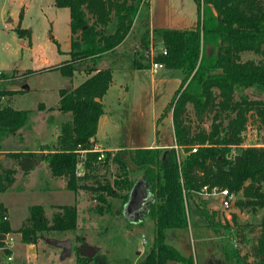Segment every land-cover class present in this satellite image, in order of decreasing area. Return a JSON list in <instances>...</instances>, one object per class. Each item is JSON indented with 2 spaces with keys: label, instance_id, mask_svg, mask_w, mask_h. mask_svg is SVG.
I'll return each mask as SVG.
<instances>
[{
  "label": "trees",
  "instance_id": "obj_1",
  "mask_svg": "<svg viewBox=\"0 0 264 264\" xmlns=\"http://www.w3.org/2000/svg\"><path fill=\"white\" fill-rule=\"evenodd\" d=\"M194 1L198 19L193 27L154 29L165 53L156 52L150 58L141 52L139 57L135 49L129 57L130 68H148L153 61L163 63L167 70L183 72L184 77L164 111L171 112L175 147L101 149L104 157L97 159L100 149L95 148V134L104 112L102 98L117 61L103 67L99 63L123 43L141 9H148V0H54L56 6L68 9L70 27L69 58L54 68L66 76L84 71L87 77L74 87L58 89L54 109L68 117L61 122L56 144L42 145L38 151L11 153L23 174L44 161L52 176L65 180V188L74 194L86 191L96 201L91 210L97 214L110 212L107 196L121 198V209L138 178L133 173L139 170L154 197L145 214L153 221V241L139 264H195L191 255L181 254L165 242L164 236L165 229L188 225L185 194L201 192L204 186L208 191L217 187L234 195L240 192L242 197L235 200L237 207L253 210L264 205V145H242V132L249 119L259 121L264 128V100L245 93L236 97L238 91L246 88L264 90V0ZM148 22L146 13L139 21V44L143 50L149 47ZM111 24L114 29L110 32ZM15 30L19 37H30V30L21 27L20 20ZM245 51L253 52L257 59L242 60L241 53ZM3 76L0 71V77ZM15 92L0 89V98L5 94L9 98ZM38 108L45 106L40 103ZM189 108L197 123L206 115L211 116L209 129L192 124ZM29 116L28 109H16L8 103L0 105V140L17 133L21 141L20 129L26 126ZM233 146L240 148V152H233ZM79 162L82 174L76 172ZM111 165L115 171L108 173ZM13 181V169L0 164V190ZM55 208L48 218L43 205H30L27 218L17 229L22 240L32 243L47 232L75 230L76 202ZM199 209L208 226L218 225L205 206L199 205ZM5 212L0 203L3 254L10 252L4 247L11 231L9 221L2 219ZM260 225L251 245L257 264H264V219ZM234 252L228 254L236 258L234 264H246L237 250Z\"/></svg>",
  "mask_w": 264,
  "mask_h": 264
},
{
  "label": "rangeland",
  "instance_id": "obj_2",
  "mask_svg": "<svg viewBox=\"0 0 264 264\" xmlns=\"http://www.w3.org/2000/svg\"><path fill=\"white\" fill-rule=\"evenodd\" d=\"M148 1L150 8L153 7L156 15H159V0ZM136 18L124 42L105 59V64L101 59L102 64L108 66L118 57L117 65L112 67V81L102 98L108 114L102 118L98 137L106 145L124 142L132 125L142 129L144 141L156 136L160 141L172 142L173 139L170 113L164 111L184 75L180 69L167 72L163 67L151 80L150 70H140L144 71V75H141L137 72L139 70L126 68L131 51L138 50L139 57V53L144 52L139 44L141 18ZM19 20L21 27L30 30V37L18 36L15 27ZM150 32L147 36L149 44L160 49L163 46L161 41L153 31ZM69 37V11L66 7L56 6L54 0H0V71L4 73L0 77V89L16 91L9 98L3 95L0 105L8 103L16 109L30 110L26 126L20 129L21 142L18 135H9L0 140V164L3 168L13 169L14 178L12 185L0 190V202L7 209L11 228L6 238L10 252L0 253V264H139L153 241V221L150 217L144 216L139 224L129 223L125 215L118 213L121 198L112 196L106 197L111 204L110 212L97 214L91 210L96 201L86 191L78 190L74 194L67 188H56L40 166L29 176H21L11 155L14 151L10 150L22 149L27 141L29 148L37 149L42 142L52 145L57 141L59 124L68 117V114L59 111L53 114L59 97L58 89L74 87L86 77L84 71H75L72 76H66L54 68L69 58ZM123 51L126 53L123 54ZM247 58L257 59V56L253 52H242L241 59ZM240 93L264 100V90L246 88L243 92L238 91L236 97ZM40 103L45 108L39 109ZM189 117L193 125L209 129L210 115L197 123L189 108ZM242 143L243 146L264 145V128L259 121L248 120L242 132ZM232 150L240 152L238 147ZM41 164L46 165L44 161ZM78 169L81 170L82 166H78ZM114 171V165H111L108 173ZM140 175L139 170L133 173L134 178ZM110 177L113 178L112 175ZM262 185L264 187V182ZM184 197L188 225L185 228L165 229V242L176 246L180 253L191 255L197 264L209 261L213 264H234L236 258L228 255L230 251L233 255L234 250H237L242 262L258 263L251 243L255 242L260 222L264 219V205L253 210L235 206V200L242 197L240 192L234 195L233 203L228 208L222 205L221 196L217 194L196 192ZM74 202L77 208L76 229L42 234L71 239L70 255L61 258V249L46 243L42 236L32 243L22 240L17 229L27 218L30 205H43L45 215L50 218L56 205ZM199 205L205 206L214 215L218 225H207ZM84 242L98 247L94 258L79 253V246ZM8 255L11 259L7 258Z\"/></svg>",
  "mask_w": 264,
  "mask_h": 264
},
{
  "label": "crops",
  "instance_id": "obj_3",
  "mask_svg": "<svg viewBox=\"0 0 264 264\" xmlns=\"http://www.w3.org/2000/svg\"><path fill=\"white\" fill-rule=\"evenodd\" d=\"M159 2H160V5H161L160 6L161 8L159 10V15H156L153 7L150 8V2L148 1V9L142 8L140 13H139V15L136 18V20L139 19V18H142L147 13L148 14V21H149L148 25H147V28H150V31H154V29L157 28V27L191 28V27H193L196 24L197 19H198V7H197L196 2L194 0H159ZM156 17H157V19H156ZM110 26L111 27H109L108 30L111 32L114 29V26H113V24H111ZM112 27H113V29H112ZM241 55H242V53H241ZM108 57L102 59L104 61V64L106 63V60H107ZM102 60L100 61L99 67H103L104 66V64H102V62H103ZM116 60L118 61V57H116ZM128 66H129V62L126 64V68L129 69V70H135V71L139 70L137 72H140L141 75L142 74L144 75V71H140V70H142V69L143 70L146 69V71L150 70V73H152V76H150L151 80H154V74L159 72V69H157L155 72H152V69H151L150 66L148 68H130ZM170 71H172V70H167V72H170ZM86 77H87V75H86ZM52 111H53V114L58 112L57 109H53ZM169 113H170V119H171L170 120L171 121V133H172V137H173L172 142H167L166 140L165 141H160L157 136L154 137V138H151L150 140L148 139L147 141H144L143 140V131H142V129L140 127L136 126V125H132L128 129V132H127L128 134H127L126 140L124 142L110 143V144L106 145V144H103L99 140V137H98L99 136L100 126L102 124V118H106L107 114H108V111L105 110V104H104V112L99 117L97 130H96V134H95V148L96 149H100V150L101 149H106V150L115 151V150H118V149L134 150V149H137V148H149V147H157V148H162V149H169L172 146L175 147L173 128H172L171 112L169 111ZM61 122H63V121H61ZM61 122H60L59 125H61ZM58 129L60 130V126H59ZM29 130L31 132V128ZM59 130H57V132H56V140H57V136H58ZM15 135H18V134L14 133V134H12L10 136L13 137ZM55 144H56V142L52 143V145H55ZM42 145H48V144L42 142L40 144V147ZM49 146H51V145H49ZM38 150L39 149H37V148H29L28 147V141H27L26 145H24L22 149H15L14 148V149H12L10 151L16 152V151H38ZM4 151L8 152L9 150H4ZM39 166H40V168H42V170L44 171V173H46V175L48 177L50 176L51 181L53 182V185L56 188H58V189H64L65 188V180L63 178H60V177L52 176V174L50 173L47 165H42L41 162H40V164H38L36 167H34L27 174H23L18 169H17V171H19V174H21V176H25V175L29 176L30 174L34 173L35 170H37V168H39ZM0 203H2V202H0ZM2 205L5 207V205L3 203H2ZM5 209H6V207H5ZM6 213H7V209H6ZM144 216H146V215H143L141 220L139 222L135 223V224H139L142 221ZM171 245L174 246L173 244H171ZM174 247L177 249L176 246H174ZM141 252H142V250H141ZM183 255L184 256H189L188 254H186V255L183 254ZM194 263L197 264L195 261H194Z\"/></svg>",
  "mask_w": 264,
  "mask_h": 264
},
{
  "label": "water",
  "instance_id": "obj_4",
  "mask_svg": "<svg viewBox=\"0 0 264 264\" xmlns=\"http://www.w3.org/2000/svg\"><path fill=\"white\" fill-rule=\"evenodd\" d=\"M166 151L167 150H165L163 154H165ZM153 199L154 197L148 188L145 178L140 176L135 180L128 194L127 201L122 205L121 209L118 210V213L125 215V219H127L129 223L135 224L147 213L148 205ZM42 238L46 243L61 249V258L70 255L72 250L71 239H59L45 235H42ZM97 251L98 247L85 242L79 246V253L86 257H93Z\"/></svg>",
  "mask_w": 264,
  "mask_h": 264
},
{
  "label": "built area",
  "instance_id": "obj_5",
  "mask_svg": "<svg viewBox=\"0 0 264 264\" xmlns=\"http://www.w3.org/2000/svg\"><path fill=\"white\" fill-rule=\"evenodd\" d=\"M156 52L165 53L163 47H161L160 49H156V45L150 43L148 49L144 50L143 54L146 55V56H149L151 58ZM150 67L152 69V72H155L157 69L163 68L164 65L161 62H153L152 61L150 63ZM233 148H235V147L233 146ZM195 150H196V147H193L192 151H195ZM103 157H104V154L101 151L100 154L97 156V159L101 160ZM80 165L82 166L81 162L77 163V169H76L77 174H82V169L81 170L78 169V166H80ZM200 193L220 195L221 196V203H222V205L225 208L230 207L231 204L233 203V199H234V194L228 192L227 189H224V188L212 187L210 189V191H208L206 186H204ZM2 219L3 220H8V215H7L6 212L2 214ZM4 247H7L6 241H5V246ZM7 248H10V246H8ZM2 249L3 248L0 247V252L1 253H2ZM7 258L11 259V256L8 255Z\"/></svg>",
  "mask_w": 264,
  "mask_h": 264
},
{
  "label": "flooded vegetation",
  "instance_id": "obj_6",
  "mask_svg": "<svg viewBox=\"0 0 264 264\" xmlns=\"http://www.w3.org/2000/svg\"><path fill=\"white\" fill-rule=\"evenodd\" d=\"M96 255V254H95ZM95 255L93 256V257H95ZM206 264H213L211 261H209L208 263H206Z\"/></svg>",
  "mask_w": 264,
  "mask_h": 264
},
{
  "label": "bare ground",
  "instance_id": "obj_7",
  "mask_svg": "<svg viewBox=\"0 0 264 264\" xmlns=\"http://www.w3.org/2000/svg\"><path fill=\"white\" fill-rule=\"evenodd\" d=\"M101 152V151H100Z\"/></svg>",
  "mask_w": 264,
  "mask_h": 264
}]
</instances>
